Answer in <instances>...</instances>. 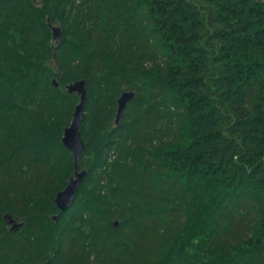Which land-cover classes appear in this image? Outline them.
<instances>
[{
  "label": "trees",
  "instance_id": "16d2710c",
  "mask_svg": "<svg viewBox=\"0 0 264 264\" xmlns=\"http://www.w3.org/2000/svg\"><path fill=\"white\" fill-rule=\"evenodd\" d=\"M0 264H264V0H0Z\"/></svg>",
  "mask_w": 264,
  "mask_h": 264
},
{
  "label": "water",
  "instance_id": "95a60500",
  "mask_svg": "<svg viewBox=\"0 0 264 264\" xmlns=\"http://www.w3.org/2000/svg\"><path fill=\"white\" fill-rule=\"evenodd\" d=\"M49 26L52 28L53 37L57 42H60L62 39V29L58 25H53L49 20ZM54 84L59 86L57 80H54ZM67 91L72 94L76 92L79 95V102L75 107L73 119L68 127L65 128L63 134V143L68 147L74 155L75 159V172L74 176L70 179L68 185L55 197V203L57 206L65 210L67 209L74 201L78 188L86 176V171H80L79 160L83 156L86 147L84 140L82 138L81 126L84 120L85 113V104L87 102V88L86 80H77L66 86ZM135 96V93L132 91H125L121 94L118 99V108L116 113V122L119 123L123 113L126 109L128 102ZM10 223L13 224L12 228H17L21 224L17 223L11 216L8 217ZM117 224V222H116Z\"/></svg>",
  "mask_w": 264,
  "mask_h": 264
}]
</instances>
